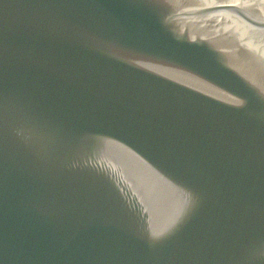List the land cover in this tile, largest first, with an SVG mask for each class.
Masks as SVG:
<instances>
[{"label": "water", "instance_id": "obj_1", "mask_svg": "<svg viewBox=\"0 0 264 264\" xmlns=\"http://www.w3.org/2000/svg\"><path fill=\"white\" fill-rule=\"evenodd\" d=\"M0 264H264V0H0Z\"/></svg>", "mask_w": 264, "mask_h": 264}]
</instances>
